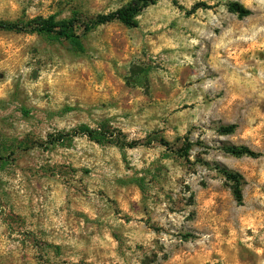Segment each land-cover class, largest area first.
<instances>
[{
  "label": "clouds",
  "instance_id": "1",
  "mask_svg": "<svg viewBox=\"0 0 264 264\" xmlns=\"http://www.w3.org/2000/svg\"><path fill=\"white\" fill-rule=\"evenodd\" d=\"M0 264H264V0H0Z\"/></svg>",
  "mask_w": 264,
  "mask_h": 264
},
{
  "label": "trees",
  "instance_id": "2",
  "mask_svg": "<svg viewBox=\"0 0 264 264\" xmlns=\"http://www.w3.org/2000/svg\"><path fill=\"white\" fill-rule=\"evenodd\" d=\"M62 35H67V36H69V37H71V35H72V33L69 31V30H67L66 28L63 30V32H62ZM74 45H76L77 44V42L75 41V40H72L71 41ZM102 138V137H101Z\"/></svg>",
  "mask_w": 264,
  "mask_h": 264
}]
</instances>
